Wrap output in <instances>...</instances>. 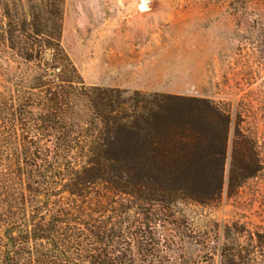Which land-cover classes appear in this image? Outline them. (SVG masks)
I'll list each match as a JSON object with an SVG mask.
<instances>
[{"label":"trees","instance_id":"16d2710c","mask_svg":"<svg viewBox=\"0 0 264 264\" xmlns=\"http://www.w3.org/2000/svg\"><path fill=\"white\" fill-rule=\"evenodd\" d=\"M64 1L0 3L31 43L26 58L58 46ZM39 66L0 92V264H264V227L246 245L220 243L188 214L221 200L228 111L49 79ZM263 169L256 142L236 131L228 197Z\"/></svg>","mask_w":264,"mask_h":264},{"label":"rangeland","instance_id":"374dc122","mask_svg":"<svg viewBox=\"0 0 264 264\" xmlns=\"http://www.w3.org/2000/svg\"><path fill=\"white\" fill-rule=\"evenodd\" d=\"M6 1L20 9L17 0ZM1 11L0 92L8 78L34 77L40 65L48 78L54 71L53 79L89 87L203 98L228 111L221 200L188 214L220 243L234 237L246 245L264 227V169L239 198L227 195L236 131L256 142L264 160V0H65L58 46L32 58L31 43ZM233 223L245 226L243 234L223 236Z\"/></svg>","mask_w":264,"mask_h":264},{"label":"water","instance_id":"95a60500","mask_svg":"<svg viewBox=\"0 0 264 264\" xmlns=\"http://www.w3.org/2000/svg\"><path fill=\"white\" fill-rule=\"evenodd\" d=\"M149 4H150L149 1L145 2V5H146V6H148ZM49 54H50V52H49V51H46V53H45V58H46V59H49ZM54 77H55V72H54V71H51V72L49 73V78L53 79Z\"/></svg>","mask_w":264,"mask_h":264}]
</instances>
